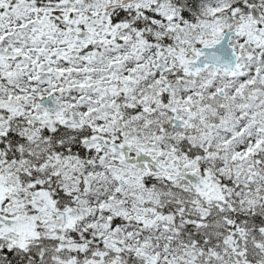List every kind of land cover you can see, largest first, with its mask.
<instances>
[{"label":"snow or ice","instance_id":"snow-or-ice-1","mask_svg":"<svg viewBox=\"0 0 264 264\" xmlns=\"http://www.w3.org/2000/svg\"><path fill=\"white\" fill-rule=\"evenodd\" d=\"M0 264H264V0H0Z\"/></svg>","mask_w":264,"mask_h":264}]
</instances>
